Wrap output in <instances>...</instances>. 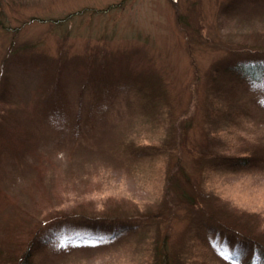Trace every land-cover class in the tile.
<instances>
[{
	"label": "rangeland",
	"instance_id": "rangeland-1",
	"mask_svg": "<svg viewBox=\"0 0 264 264\" xmlns=\"http://www.w3.org/2000/svg\"><path fill=\"white\" fill-rule=\"evenodd\" d=\"M258 51L264 0H0V264H263L264 90L217 72Z\"/></svg>",
	"mask_w": 264,
	"mask_h": 264
},
{
	"label": "trees",
	"instance_id": "trees-1",
	"mask_svg": "<svg viewBox=\"0 0 264 264\" xmlns=\"http://www.w3.org/2000/svg\"><path fill=\"white\" fill-rule=\"evenodd\" d=\"M259 53L255 54V57H246V58H239V59H233V60H224L222 63V68H219V71L217 69L218 73H222L223 75L228 73L229 75H233L234 79L236 80L235 83L238 84L239 86H244L245 91L248 93H253L259 90H264V51H258ZM248 71V73H247ZM92 76V80L97 82L95 86H92V88L88 86L83 87L84 90H89L91 94L95 93L94 88L99 87V92L102 93L106 90H108L110 87L105 84L103 81V76L101 74L94 72H90V77ZM216 76V75H215ZM214 78V77H213ZM104 84V85H103ZM52 87V88H51ZM51 88L50 93H52V97H58L60 94V89H56L54 91L53 85H49L48 90ZM215 89L210 88L209 92L214 93ZM60 102V101H58ZM47 103V101H46ZM50 103H47L46 106L43 109L44 113V119L42 125H44L48 130L53 131L57 129H62V125L64 123H68L71 120L70 115H67V110L65 108V102L62 103H57L53 106L52 109ZM1 112V111H0ZM80 114V111H76L75 119L78 122V115ZM68 119V122H67ZM78 127L79 123H76ZM243 159V158H241ZM245 160V159H243ZM109 218H91L88 220V223L90 225L96 226V227H103V228H109V227H114V219H111L112 216H108ZM49 218L43 219V221L48 220ZM58 220H64L61 218L55 219V221ZM93 220V221H90ZM55 221H49L50 222H55ZM144 222V220H143ZM46 223V222H44ZM49 223L45 226L42 227L38 230L36 233L35 237L32 238L29 241V246L26 250L25 257L27 255H33L39 247L47 243L53 234L51 236H48L49 234ZM55 223H61L55 222ZM235 241L239 243L238 245L240 246H245L247 248L248 252L250 253V256L253 255L256 256L257 254H261V256H264V243L261 242L258 238L253 237V236H248L246 235L245 237L241 236L240 233H236ZM243 253H239V255H242ZM234 258V257H233ZM24 260L23 259L21 261ZM157 260H159V264H177L174 263V261H171L169 255L167 254L165 248H164V253H162V256H158ZM22 263V262H21ZM179 264V263H178ZM264 264V262H263Z\"/></svg>",
	"mask_w": 264,
	"mask_h": 264
},
{
	"label": "snow or ice",
	"instance_id": "snow-or-ice-1",
	"mask_svg": "<svg viewBox=\"0 0 264 264\" xmlns=\"http://www.w3.org/2000/svg\"><path fill=\"white\" fill-rule=\"evenodd\" d=\"M232 257H234L233 259V264H239V261H238V257H239V253L238 252H235V253H231L230 254ZM227 258V257H226Z\"/></svg>",
	"mask_w": 264,
	"mask_h": 264
},
{
	"label": "bare ground",
	"instance_id": "bare-ground-1",
	"mask_svg": "<svg viewBox=\"0 0 264 264\" xmlns=\"http://www.w3.org/2000/svg\"><path fill=\"white\" fill-rule=\"evenodd\" d=\"M247 73H248V71H247ZM117 230H118V228H116Z\"/></svg>",
	"mask_w": 264,
	"mask_h": 264
}]
</instances>
